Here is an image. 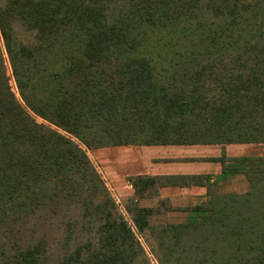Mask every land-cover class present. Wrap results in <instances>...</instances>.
Segmentation results:
<instances>
[{
    "label": "trees",
    "instance_id": "obj_1",
    "mask_svg": "<svg viewBox=\"0 0 264 264\" xmlns=\"http://www.w3.org/2000/svg\"><path fill=\"white\" fill-rule=\"evenodd\" d=\"M0 40V264H152L80 145L264 144V0H0ZM5 55L49 125L19 108ZM254 182L208 190L146 246L160 264H264Z\"/></svg>",
    "mask_w": 264,
    "mask_h": 264
},
{
    "label": "rangeland",
    "instance_id": "obj_2",
    "mask_svg": "<svg viewBox=\"0 0 264 264\" xmlns=\"http://www.w3.org/2000/svg\"><path fill=\"white\" fill-rule=\"evenodd\" d=\"M0 45L3 47L1 40ZM3 51H5L4 48ZM5 58L8 74L11 78V85L19 108L37 123L49 125L26 108L15 86L6 55ZM52 128L56 129L55 127ZM60 132L65 135L64 132ZM74 140L80 145L76 139ZM80 146L87 153L92 164L106 184L120 213L139 237L152 264H160L146 246L144 239L151 240L152 238H156L158 229L161 226L183 224L197 220L198 218L191 212L197 206L181 209L180 205H174L166 200H159L158 190L154 187L147 188L140 185V146L91 149L82 145ZM226 149V153L228 154L226 156L227 159L240 162L239 170L241 174H226L223 181H220L216 185H211L209 192L220 195H240L251 191L258 184L254 182V179L264 178V144L235 145L234 147L229 146ZM198 206L205 209L207 204L203 201ZM146 211L149 213L144 214L143 212ZM198 217L199 220H204L203 218L209 216L205 213H200ZM134 219L138 220L142 225L150 227V229H146L145 234L140 235L135 229Z\"/></svg>",
    "mask_w": 264,
    "mask_h": 264
},
{
    "label": "crops",
    "instance_id": "obj_3",
    "mask_svg": "<svg viewBox=\"0 0 264 264\" xmlns=\"http://www.w3.org/2000/svg\"><path fill=\"white\" fill-rule=\"evenodd\" d=\"M229 146L140 147V185L154 187L159 200L181 209L198 206L211 185L241 174L240 162L226 157Z\"/></svg>",
    "mask_w": 264,
    "mask_h": 264
}]
</instances>
